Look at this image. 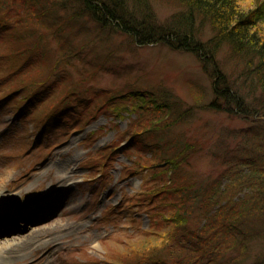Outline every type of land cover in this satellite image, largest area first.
<instances>
[{"label": "rangeland", "instance_id": "1", "mask_svg": "<svg viewBox=\"0 0 264 264\" xmlns=\"http://www.w3.org/2000/svg\"><path fill=\"white\" fill-rule=\"evenodd\" d=\"M239 1L249 9L257 0ZM54 3L0 0V35L21 27L25 33L20 42L26 34L39 38L40 47L19 67V72H37L24 79L35 81L32 88L46 75L42 70L49 58L54 62L65 46L72 50L68 61L27 102L21 100V92L7 94L11 77L0 78V191L8 196L11 210L20 211L13 216L0 213L4 220L0 236L16 226L22 230L23 225L66 224L64 229L55 228L48 248L11 264L172 260L162 238H152L154 221L160 219H151L152 213L159 211L162 201L158 186L151 198L147 194L154 190V175L159 170L160 179L172 175L161 170L163 159L180 149L177 179L202 180L217 174L224 166L212 151L222 155L227 147L235 149L237 140L230 133L246 124L207 109L211 61L205 65L194 53L162 44H139L119 30H104L88 16L73 17L70 6L62 9ZM151 4L160 21L182 9L176 0H151ZM61 22L63 30L57 32L53 26ZM200 27L204 39L209 38V23ZM14 50V45H7L2 52ZM218 58L221 63L226 60L227 70L236 67L233 58ZM155 102L160 103L157 108ZM79 111L84 115L78 116ZM152 112L162 125L158 130L160 125L151 126L154 118L144 117ZM132 126L141 129L140 135L126 132ZM149 145L160 148L155 152ZM136 166L141 171L133 173ZM33 219L43 221L31 223ZM263 249L264 239L251 245L253 253Z\"/></svg>", "mask_w": 264, "mask_h": 264}, {"label": "trees", "instance_id": "2", "mask_svg": "<svg viewBox=\"0 0 264 264\" xmlns=\"http://www.w3.org/2000/svg\"><path fill=\"white\" fill-rule=\"evenodd\" d=\"M176 1L182 9L164 21L153 11L151 0H54L53 5L62 9L70 6L73 17L88 16L104 30H119L139 44H162L194 53L205 65L211 61L212 96L207 109L228 114L246 124L230 133L235 134L233 137L237 140L235 149L227 147L222 155L221 151H212L213 157L217 155L216 159L219 158L224 166L213 176L202 180L186 176L177 179L181 160L178 159L180 153L176 152L181 149L163 159L165 167L161 170H168L173 176L158 178L161 172L157 167L154 190L147 193L151 198L158 186L157 193L161 192L159 197L162 198L159 211L152 213L151 219L160 218L154 221L156 233L152 238H162L172 260L152 259L150 264L201 261H206L205 264H264V249L255 253L251 250L255 241L264 239V0H257L249 9L242 7L239 0ZM205 22L211 27V36L207 39L200 27ZM53 27L61 32L64 24L61 22ZM23 32L25 28L18 27L0 35L2 50L7 45L15 47L13 53L0 50V58L4 57L0 67L5 68L1 69L0 78L11 77L7 84L11 91L7 94L21 92V100L29 101L58 72L62 62L68 61L72 50L65 46L64 53L54 62L49 58L42 70L46 75L42 73L44 77L32 88L35 81L24 79L37 72H19V67L36 52L40 41L26 34V40L22 43L23 38L20 42ZM218 55L233 58L234 70H227L226 60L221 63ZM49 67L51 69L46 70ZM159 104L152 105L157 108ZM83 115L78 112V116ZM152 115L144 117L154 118L153 125L143 126L160 125L158 130L162 125L159 118H155V112ZM137 130L141 129L132 126L126 132L133 137L140 135ZM117 148L115 145L113 150ZM150 148L156 152L160 146ZM139 171L136 166L133 173ZM251 252L254 254L252 260L248 254ZM142 255L148 257L149 253Z\"/></svg>", "mask_w": 264, "mask_h": 264}, {"label": "bare ground", "instance_id": "3", "mask_svg": "<svg viewBox=\"0 0 264 264\" xmlns=\"http://www.w3.org/2000/svg\"><path fill=\"white\" fill-rule=\"evenodd\" d=\"M8 199V196L4 192L0 191V213L2 214L10 212V216H13L15 214V210H11L13 206L12 204H8V201H6ZM39 211H42V209ZM12 212L14 213L11 214ZM36 220L37 219H33L31 223L34 221L35 223L37 222V224H39V222L43 221ZM2 222L4 223V220H2L1 217L0 225H2ZM58 226L60 229H64L66 224L59 223L57 226H53L52 224V227L50 224L43 226H36L34 224L29 226L23 225L22 230H20L19 227V231L17 229L10 232H4L0 236V264L17 263L18 261L21 262L25 257H27V255H29V253L35 252L36 250H39L43 247L48 248L50 245H52V239L50 237L52 233L56 231L55 228H58ZM19 232H21L20 235L11 236V234H16Z\"/></svg>", "mask_w": 264, "mask_h": 264}]
</instances>
